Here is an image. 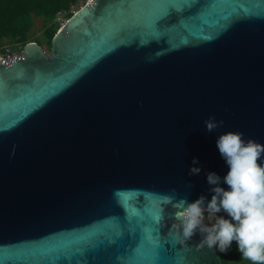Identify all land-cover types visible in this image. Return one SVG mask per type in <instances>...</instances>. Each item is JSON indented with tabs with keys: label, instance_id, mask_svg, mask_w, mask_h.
<instances>
[{
	"label": "water",
	"instance_id": "water-1",
	"mask_svg": "<svg viewBox=\"0 0 264 264\" xmlns=\"http://www.w3.org/2000/svg\"><path fill=\"white\" fill-rule=\"evenodd\" d=\"M228 131L264 144V0L84 3L0 58V264H223L153 216L229 190Z\"/></svg>",
	"mask_w": 264,
	"mask_h": 264
},
{
	"label": "clouds",
	"instance_id": "clouds-1",
	"mask_svg": "<svg viewBox=\"0 0 264 264\" xmlns=\"http://www.w3.org/2000/svg\"><path fill=\"white\" fill-rule=\"evenodd\" d=\"M224 123V120L218 121L214 115L204 121L209 133ZM243 136L242 132L228 131L216 141L221 157L229 166L223 178L229 190L218 186L221 177L209 172L207 182L215 185L210 189L214 193L210 201L205 204L206 198L201 195L189 203L186 197L178 199L176 189H172L170 194H158L159 211L153 219L160 225L164 220L165 209L170 205L176 211L173 214L175 222L168 234L180 244H187L199 231L202 239L197 245L198 249L215 247L219 252L226 253L235 241L243 259L252 264H264V164L258 163L264 154V144L253 139L245 140ZM192 164H199V160L193 158ZM200 172L201 167L193 166L189 175H198ZM221 210L230 219L216 216ZM205 212L208 213V219L214 220L210 225L204 223Z\"/></svg>",
	"mask_w": 264,
	"mask_h": 264
},
{
	"label": "trees",
	"instance_id": "trees-1",
	"mask_svg": "<svg viewBox=\"0 0 264 264\" xmlns=\"http://www.w3.org/2000/svg\"><path fill=\"white\" fill-rule=\"evenodd\" d=\"M85 1L0 0V41L16 43L21 51L23 46L30 41L42 45L40 38L31 35L33 17H41L43 19L42 36L50 50L51 39L60 28L59 24L53 22L56 13L61 10L65 11L66 19H68ZM0 53L2 55L5 53L4 47L1 48ZM227 219L230 217L227 216ZM219 255L223 264H252L251 261L242 258L235 241L226 253L219 252Z\"/></svg>",
	"mask_w": 264,
	"mask_h": 264
},
{
	"label": "rangeland",
	"instance_id": "rangeland-1",
	"mask_svg": "<svg viewBox=\"0 0 264 264\" xmlns=\"http://www.w3.org/2000/svg\"><path fill=\"white\" fill-rule=\"evenodd\" d=\"M42 25H43V19L41 17H33V26L31 28V35L32 37H38L42 41V48L46 53H49V46L46 43L45 39H43L42 36ZM61 27V26H60ZM58 31V30H57ZM4 47L5 49L10 48L13 52L17 54H21L20 46L16 43H11L6 40L0 41V50ZM0 56L2 54L0 53Z\"/></svg>",
	"mask_w": 264,
	"mask_h": 264
},
{
	"label": "built area",
	"instance_id": "built-area-1",
	"mask_svg": "<svg viewBox=\"0 0 264 264\" xmlns=\"http://www.w3.org/2000/svg\"><path fill=\"white\" fill-rule=\"evenodd\" d=\"M91 0H86L85 3H89ZM66 12L65 11H58L53 19V22L56 24H59L60 26H62L65 21H66ZM22 52V51H21ZM18 54L13 52L10 48L5 49V53L0 56L1 59H5V58H9V57H14L17 56ZM216 216H222L225 219H227V214L223 211H221L220 213H217ZM212 222H214V220H210L208 219V213L205 212V224L210 225Z\"/></svg>",
	"mask_w": 264,
	"mask_h": 264
}]
</instances>
